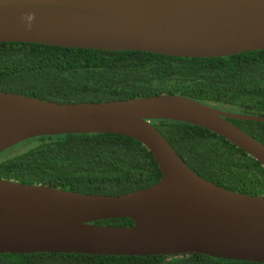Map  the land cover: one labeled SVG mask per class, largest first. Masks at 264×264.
Listing matches in <instances>:
<instances>
[{
  "label": "water",
  "instance_id": "1",
  "mask_svg": "<svg viewBox=\"0 0 264 264\" xmlns=\"http://www.w3.org/2000/svg\"><path fill=\"white\" fill-rule=\"evenodd\" d=\"M8 43L226 58L264 51V0H0V44ZM158 120L211 132L264 167V145L230 122L264 124V116L180 95L61 104L0 92V154L39 137L114 134L140 143L161 174L121 196L1 179L0 254H201L264 264V196L198 176L152 125ZM118 219L132 225L96 224Z\"/></svg>",
  "mask_w": 264,
  "mask_h": 264
},
{
  "label": "trees",
  "instance_id": "2",
  "mask_svg": "<svg viewBox=\"0 0 264 264\" xmlns=\"http://www.w3.org/2000/svg\"><path fill=\"white\" fill-rule=\"evenodd\" d=\"M0 92L61 104L180 95L222 111L264 116V51L187 59L37 44H0ZM264 145V124L230 120ZM152 125L190 170L229 191L264 196V167L223 138L171 121ZM161 174L140 143L114 134H70L27 140L0 154V180L65 191L121 196L154 185ZM98 225H132L129 219ZM0 264H260L192 254L114 257L0 254Z\"/></svg>",
  "mask_w": 264,
  "mask_h": 264
}]
</instances>
